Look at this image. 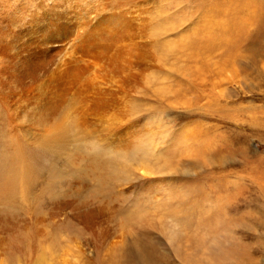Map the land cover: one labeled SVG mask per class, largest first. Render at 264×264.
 Listing matches in <instances>:
<instances>
[{
    "label": "rangeland",
    "instance_id": "374dc122",
    "mask_svg": "<svg viewBox=\"0 0 264 264\" xmlns=\"http://www.w3.org/2000/svg\"><path fill=\"white\" fill-rule=\"evenodd\" d=\"M19 1L0 0V167L10 164L6 145L55 134V120L68 133L76 123L66 151H43L41 174L29 171L33 196L0 199V264H264V0H244L251 6L242 9V0H62L53 9L44 0V18L28 30L36 38L25 31L34 1L23 11ZM55 11L63 15L47 16ZM27 54L31 62L16 64ZM57 101L53 114L48 103ZM77 123L117 152L132 144L146 154L119 171L129 174L115 188L125 197L120 214L96 212L100 197L83 202L91 187L70 182L64 161ZM50 180L53 195H41ZM182 196L207 213L185 212ZM41 208L45 222L27 224ZM89 213L108 229L105 241L83 228ZM74 227L83 230L68 232ZM22 248L31 251L21 256Z\"/></svg>",
    "mask_w": 264,
    "mask_h": 264
},
{
    "label": "bare ground",
    "instance_id": "6f19581e",
    "mask_svg": "<svg viewBox=\"0 0 264 264\" xmlns=\"http://www.w3.org/2000/svg\"><path fill=\"white\" fill-rule=\"evenodd\" d=\"M33 1H34V3L32 5H30L31 6V14H30V16H31V24L26 26V28H25L26 33H28L29 27H31L33 29V27L36 25L35 23H37L41 19V17L44 18V15H45V12H43L41 14H37V10L40 7L43 6L44 0H33ZM206 1L209 2L210 0H206ZM23 2H24V0H21L16 5V6H19V10L20 11L24 10ZM211 3H212V6H211V9H210V12L213 13V14H217L218 16H221L222 14L220 13L219 5L216 2H211ZM63 4H64V2L62 0H51V3H50L49 7L51 9H53L55 7H60L61 8L60 5H63ZM245 5H246V7H250L251 6V4L248 3L247 1H244V0L238 1V7L240 9H242ZM252 6L254 8H256V10L260 8V7H258L255 4H252ZM55 12H53L51 14H48L47 16H52V17L58 19L59 17H61L63 15L62 13H60L62 11H55ZM47 16L45 18H47ZM49 18H51V17H49ZM222 20H224V19H222ZM52 23H54V22H52ZM59 26H61V25H59ZM44 30H45V28H44ZM219 30L221 31V29H219ZM63 32H66V31H63ZM33 33L34 32L28 33L27 37L30 38V36H32L33 38H36L35 35L33 36ZM222 35H223V33H222ZM207 36H209V35H207ZM37 37H38V34H37ZM46 37L40 35V42L46 41L45 40ZM103 39H104V37H103ZM196 41H197V39H196ZM203 41H204V39H203ZM222 41H224V40H222ZM210 42L212 43V40ZM211 46H213V45H211ZM14 47L16 48L17 45L14 46ZM20 50H23V49L22 48H17V51H15L14 58H16V56L18 54V51H20ZM14 58L12 59V62H15V61L17 62L18 61L17 63L15 62L16 64H21L22 63V65H23L25 63H28V62L32 61V58L30 59V55L29 54H27L26 57L22 56L21 58H17V60H15V61H14ZM3 85H4V83H3ZM0 87H1V85H0ZM3 88H5V87L3 86ZM1 97H3V96H1ZM17 100L19 101V99H17ZM25 102H24V104H25ZM26 104H28V99H27ZM48 104H49V109L51 110V112L53 114H55L56 111H57V110L55 111V109L57 107V104L60 105V101H57L56 103L52 102V103H48ZM2 110H3V108H2ZM22 111L24 112V110H22ZM25 111H27V110H25ZM15 112L16 111H14V113ZM35 114H37V113H35ZM35 116H37V115H35ZM75 123L74 122H70V125L74 126ZM77 124H76L77 130H75V131L80 132V135L78 136V138H75L73 140V142H72L73 143L72 147H73L74 152H72L71 154L66 155V159L64 161L65 166L67 168L72 169L74 171L73 174L75 173L74 175L70 176L71 177L70 178V182H73V180L78 179L79 183L81 182L85 186L91 187V189L89 190V193L86 194L87 196L84 199H82L83 202L85 201V199L87 197H91V198L100 197V199L102 200V202H101L102 208L104 210H99V211H96V212H101V213L104 212L107 215V214H112L114 211H116L118 214H120L122 212V209L120 208V205H121V202L125 199V197H124V195H122V193L120 194V192H118V194H117V192L115 191L116 190L115 188H116V185L118 183L123 182V180H125V182H129V177H128L129 174L126 177L120 176L119 174H121V173L119 171L121 169H125V171H127V169H130V171H132V168L130 167V165L132 163H134V162H143L142 160L144 159V156L146 154H145L144 151H142L143 150L142 147H137V145L134 146L132 144L129 147L130 149L128 151L124 152L125 150H122L120 152H117L116 148L108 146L107 144H102V143L97 142L93 137L87 135L86 131H85V133H83V129H82L81 124L80 123H77ZM49 127H52L56 133L53 134V135H47V136H44V137H42V134H41L38 137L37 140L35 139L33 141V143L31 145L26 140L21 141V148L19 147L18 142H14V143H10V144L6 145L5 150H4V155L7 156L5 158V162H10V164L9 165H2L0 167V183L2 184L4 181H6V188H4L2 185H0V197H1L0 199L8 201L9 205L13 202L12 201L13 200V196H16L20 190L22 192H24V194L29 195V197L33 196L32 193L29 192V187L32 184V179L29 180V175L28 174H29V171L31 170V168H35V176L34 177H38L41 174V171L39 172V170H38L39 168L35 166V163L40 162L41 157H46V154L43 151H45L50 156L53 155L51 153H55L56 150L62 151V152L66 151V149H67L66 141L68 140V136L71 134V131H72L71 127H70L69 133H68L67 128L65 126H63L62 123H59L56 120L53 121ZM83 134H85L86 136H84ZM39 140H40V146L38 147L37 146V142ZM165 160H167V159H165ZM126 161L129 162L130 165H128V163H126ZM116 162H117V166H116ZM166 162L168 163L169 161H166ZM46 168L50 172L53 171L51 164L48 165ZM160 168H161L160 166L156 165L155 168H150L149 170H150L151 173H156L158 170H160ZM53 182L54 181L50 180V182H48L46 184L44 191L41 192V195H43L44 193H47L49 195H53V190H54V187H55V184ZM19 183H20V188H19ZM27 195H26V197H27ZM204 195H207V194L204 193ZM210 195H212V194H210ZM23 196H25V195H23ZM179 196H181V195H179ZM79 197L81 199L80 192H79ZM183 198H184V196H182V198H181V205L178 204V206H185V212H188V214L191 212L192 215H193V213H195V212L192 211V209H197L199 206H196L197 207L196 208V207H193V206L189 207V205H188V208H187L186 205L188 203L185 205L184 202H182ZM118 199H122L121 202H118ZM215 200L216 199H214V201ZM35 201H39V200L37 198H35ZM219 202H217V203H219ZM194 204L196 205L197 203L194 202ZM9 205H8V207H9ZM211 206H213V204ZM8 207L5 209L6 211L8 210ZM219 207H220V205H219ZM214 208H216V206ZM197 210H198L199 213H203V215L207 213V209H205L204 207L203 208H199ZM223 210H224V208H223ZM139 212H141V208L137 207L136 208V212H135V216L136 217H139L138 216ZM33 213L36 214V213H38V211L34 210ZM213 213H216V212H213ZM40 214H41V218L39 220H36L35 223L27 222V224L33 225V224H36V223L39 224V222H45L46 218L43 217L44 208H41ZM216 216H217V214H216ZM208 217L211 218V219H208ZM189 218H190L189 215L187 216V214L183 213L181 215V219H182L181 222L184 221L185 224H186V222L190 221ZM205 218L208 221L212 220V221H215V223H219L215 216L213 217V216L206 215ZM122 219H124V221L128 219L127 212L123 215ZM219 219L222 220L224 218L221 219L219 217ZM192 221H194V220H192ZM198 221H199V219H198ZM82 223H83V228H86L89 231V237H91V238H96V235H97V237H99L101 235L103 237L104 241H105V237H107L109 235L108 229L105 226H103L102 224H99L98 221H96L94 219V214L93 213H89L88 216L82 221ZM62 224L66 225V226L73 225L69 221H63ZM59 225H61V224L59 223ZM101 228H103V229H101ZM25 229L28 230V228H25ZM78 229L79 228H75L74 227L71 231H68V232H75V234L77 235V234L80 233L81 230H83V229H79V230ZM96 229L100 232V234L96 231ZM198 230H199V228H198ZM58 233H60V232H58ZM28 235H29V233L25 232V234L21 235L20 240L24 241V242L25 241L27 242V240L30 239V238H27ZM53 235H54V230L52 231V236ZM196 243H201V241L200 242L196 241ZM27 245H28V243H27ZM139 245H142V244H139ZM110 247H112V246H110ZM21 250H22L20 252L21 256H25L26 253H29L31 251L29 249L23 250V248ZM144 251H146V250H144ZM190 253H191V251H190ZM128 255L127 254L124 255V256L119 255V258L122 261H124L125 263H127V261L130 262L129 257H127ZM144 259H146V258H144ZM35 261L36 262H34V264H40L41 258L38 257ZM115 262H117V259H115ZM41 264H42V262H41ZM101 264H103V261L101 262Z\"/></svg>",
    "mask_w": 264,
    "mask_h": 264
}]
</instances>
